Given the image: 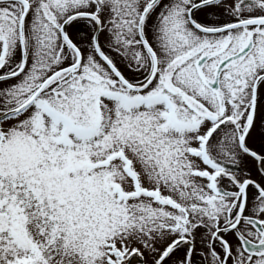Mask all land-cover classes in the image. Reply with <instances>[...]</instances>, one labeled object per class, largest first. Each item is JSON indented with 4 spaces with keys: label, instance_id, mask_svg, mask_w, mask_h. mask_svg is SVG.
Here are the masks:
<instances>
[{
    "label": "snow or ice",
    "instance_id": "obj_1",
    "mask_svg": "<svg viewBox=\"0 0 264 264\" xmlns=\"http://www.w3.org/2000/svg\"><path fill=\"white\" fill-rule=\"evenodd\" d=\"M0 264H264V0H0Z\"/></svg>",
    "mask_w": 264,
    "mask_h": 264
}]
</instances>
